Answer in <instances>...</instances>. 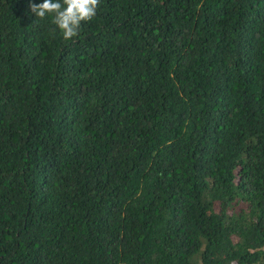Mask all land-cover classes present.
I'll list each match as a JSON object with an SVG mask.
<instances>
[{"label":"trees","instance_id":"1","mask_svg":"<svg viewBox=\"0 0 264 264\" xmlns=\"http://www.w3.org/2000/svg\"><path fill=\"white\" fill-rule=\"evenodd\" d=\"M0 0V264H264V0H100L64 40Z\"/></svg>","mask_w":264,"mask_h":264},{"label":"clouds","instance_id":"2","mask_svg":"<svg viewBox=\"0 0 264 264\" xmlns=\"http://www.w3.org/2000/svg\"><path fill=\"white\" fill-rule=\"evenodd\" d=\"M100 0H43L29 4L36 18L43 19L51 14L53 31L59 30L64 40L78 36L82 22L90 21L96 15Z\"/></svg>","mask_w":264,"mask_h":264}]
</instances>
